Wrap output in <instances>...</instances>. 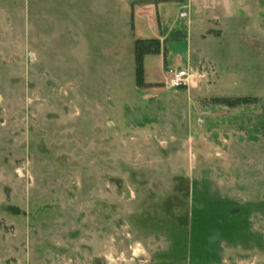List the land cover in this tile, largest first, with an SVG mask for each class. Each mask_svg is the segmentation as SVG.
<instances>
[{"label":"rangeland","instance_id":"obj_1","mask_svg":"<svg viewBox=\"0 0 264 264\" xmlns=\"http://www.w3.org/2000/svg\"><path fill=\"white\" fill-rule=\"evenodd\" d=\"M0 264H264V0H0Z\"/></svg>","mask_w":264,"mask_h":264},{"label":"trees","instance_id":"obj_2","mask_svg":"<svg viewBox=\"0 0 264 264\" xmlns=\"http://www.w3.org/2000/svg\"><path fill=\"white\" fill-rule=\"evenodd\" d=\"M163 51L159 39H137L135 41V64H136V86L145 88L149 85L145 81L144 60L147 56L160 55ZM250 98H218L216 103L226 105L228 107H236L241 104H249ZM256 101V100H255Z\"/></svg>","mask_w":264,"mask_h":264},{"label":"built area","instance_id":"obj_3","mask_svg":"<svg viewBox=\"0 0 264 264\" xmlns=\"http://www.w3.org/2000/svg\"><path fill=\"white\" fill-rule=\"evenodd\" d=\"M194 74L190 71L181 70L174 73L170 80L169 85L174 89H181L188 87L193 82Z\"/></svg>","mask_w":264,"mask_h":264},{"label":"crops","instance_id":"obj_4","mask_svg":"<svg viewBox=\"0 0 264 264\" xmlns=\"http://www.w3.org/2000/svg\"><path fill=\"white\" fill-rule=\"evenodd\" d=\"M181 5H183V7L184 8H187V5H185V4H183V3H180ZM183 7H182V9H183ZM161 8V7H160ZM188 8H189V13H190V15L193 17V16H199V14H198V12H197V10H198V8L196 7V10L194 11V9H192V2H189V6H188ZM206 15L205 16H207L208 17V14L207 13H205ZM194 18V17H193ZM201 18H203V17H201ZM212 18H216V19H219L218 17H213V15H212ZM157 39H161V36H159ZM163 54V51H162V53L160 54V55H162ZM148 57V56H147ZM146 57V58H147ZM146 58H145V60H146ZM145 60H144V64H145ZM146 81V80H145ZM146 83L148 84V85H150L151 83L150 82H147L146 81ZM138 88V87H137ZM139 89H141V88H139Z\"/></svg>","mask_w":264,"mask_h":264}]
</instances>
